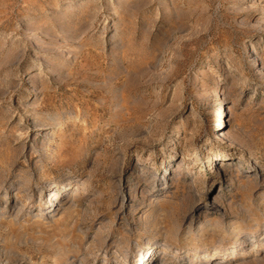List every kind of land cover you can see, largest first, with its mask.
Listing matches in <instances>:
<instances>
[{
    "label": "rangeland",
    "instance_id": "obj_1",
    "mask_svg": "<svg viewBox=\"0 0 264 264\" xmlns=\"http://www.w3.org/2000/svg\"><path fill=\"white\" fill-rule=\"evenodd\" d=\"M211 254L264 264V0H0V264Z\"/></svg>",
    "mask_w": 264,
    "mask_h": 264
},
{
    "label": "bare ground",
    "instance_id": "obj_2",
    "mask_svg": "<svg viewBox=\"0 0 264 264\" xmlns=\"http://www.w3.org/2000/svg\"><path fill=\"white\" fill-rule=\"evenodd\" d=\"M220 156H221V158H225V157H227V155L226 154H220ZM54 211V209H52L51 211H49V210H47V213H52ZM212 260H215V257H214V255H206L205 257H203V260H201V263L202 264H205V263H208V262H210V261H212ZM221 260H223V258L221 259ZM226 260V259H225ZM200 263V262H199Z\"/></svg>",
    "mask_w": 264,
    "mask_h": 264
}]
</instances>
